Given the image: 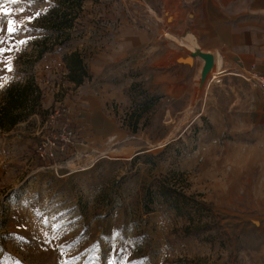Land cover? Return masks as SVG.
<instances>
[{"label": "rangeland", "instance_id": "374dc122", "mask_svg": "<svg viewBox=\"0 0 264 264\" xmlns=\"http://www.w3.org/2000/svg\"><path fill=\"white\" fill-rule=\"evenodd\" d=\"M205 1H85L66 45L37 58L56 0H0L11 9L0 14V47L28 41L0 57H11L13 67L0 63V77L8 78L0 107L6 88L29 77L40 90L32 114L0 130V264H264V106L257 87L233 71L209 72L197 94L175 100L136 84L129 106L113 107L118 131L105 144L89 150L75 139L55 164L34 153L50 113L67 114L64 53L101 47L123 19L163 28L197 16ZM11 19L24 27L9 35ZM45 80L59 91L42 108L47 88L38 83ZM156 179L204 203L201 222L210 229L187 236V219L160 205L146 210L142 196Z\"/></svg>", "mask_w": 264, "mask_h": 264}, {"label": "crops", "instance_id": "0c3cea01", "mask_svg": "<svg viewBox=\"0 0 264 264\" xmlns=\"http://www.w3.org/2000/svg\"><path fill=\"white\" fill-rule=\"evenodd\" d=\"M164 27L144 17L121 20L101 47L79 50L89 76L79 86L67 81L61 62L68 106L63 120L78 134V144L90 150L105 144L113 129L118 131L113 107H128L136 84L175 100L197 94L209 72L241 74L250 66L264 72V0H206L197 16ZM205 56L211 57L208 70ZM38 85L47 88L42 108L55 94L58 99L59 84L50 91L47 80ZM260 99L264 106V97Z\"/></svg>", "mask_w": 264, "mask_h": 264}, {"label": "trees", "instance_id": "16d2710c", "mask_svg": "<svg viewBox=\"0 0 264 264\" xmlns=\"http://www.w3.org/2000/svg\"><path fill=\"white\" fill-rule=\"evenodd\" d=\"M85 1L97 0H56L55 6L49 10L46 16V35L43 39L45 42L37 58L53 51L55 45L58 48L66 45L69 39L67 31L71 28V24H73ZM62 62L67 71V80L75 86L81 85L89 77L79 52L68 51L64 53ZM39 96L40 90L32 77L27 78L23 84L8 86L5 90L3 104L0 107V130L8 131L22 119L32 114ZM154 205L164 206L166 209L174 211L176 215L187 219L188 225L184 231L187 236L199 237L210 229L207 220L201 222L202 217H205L203 215L209 211L206 205L192 196H187L169 184L166 179L154 180L144 191L142 206L148 211H153L148 207Z\"/></svg>", "mask_w": 264, "mask_h": 264}, {"label": "built area", "instance_id": "2783aa9c", "mask_svg": "<svg viewBox=\"0 0 264 264\" xmlns=\"http://www.w3.org/2000/svg\"><path fill=\"white\" fill-rule=\"evenodd\" d=\"M246 81L254 84L259 93L264 96V72H258L254 66L245 69L241 74ZM65 111L56 108L49 115L50 128L48 134L42 136L35 145L34 153L42 162L56 163L61 159L66 148L73 144L76 139L75 131L63 120Z\"/></svg>", "mask_w": 264, "mask_h": 264}, {"label": "snow or ice", "instance_id": "6c2138e0", "mask_svg": "<svg viewBox=\"0 0 264 264\" xmlns=\"http://www.w3.org/2000/svg\"><path fill=\"white\" fill-rule=\"evenodd\" d=\"M8 2L15 4V3L18 2V0H8ZM28 2L31 3V0H28ZM20 11L24 12L26 10L22 8V9H20ZM10 13H11V9H8V8L4 7L3 3L0 2V14L9 15ZM39 15H40V13L37 12L35 14V16L26 17L25 18L26 22L30 23L33 19H35ZM17 24H20V27H17L16 26ZM22 27H24V25L22 23H20L19 21L15 20V19H11V20L8 21L7 32L9 33V35H11L13 33H16L17 31H19L20 28H22ZM0 31H3L2 26H0ZM4 42H5L4 38L2 36H0V45L4 44ZM27 42L28 41L26 39L25 40H19V41L16 42V44L11 45L8 48L0 47V57H2L5 52H11L13 49L19 50L17 45H24V44H27ZM0 63H5V67H6L8 72L13 71L11 57L7 58L6 62H4L3 60H0ZM0 80L3 81L2 83H0V88H3L5 86V84L7 83V81H8V78L7 77H0ZM18 239L23 240L24 238L21 236ZM68 247H71V245H69ZM63 254H64V248L62 247L61 248V255H63ZM73 259H77V258H73ZM15 264H20V262L17 260L15 262ZM62 264H69V261H66V260L62 261ZM110 264H115V262H110Z\"/></svg>", "mask_w": 264, "mask_h": 264}, {"label": "water", "instance_id": "95a60500", "mask_svg": "<svg viewBox=\"0 0 264 264\" xmlns=\"http://www.w3.org/2000/svg\"><path fill=\"white\" fill-rule=\"evenodd\" d=\"M205 60H206L205 69L208 70L210 68V66H211V57L205 56Z\"/></svg>", "mask_w": 264, "mask_h": 264}]
</instances>
